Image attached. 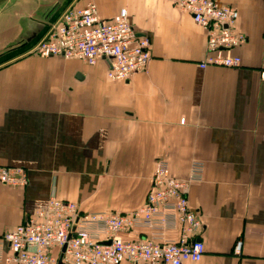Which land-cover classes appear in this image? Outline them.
<instances>
[{
    "label": "crops",
    "instance_id": "0c3cea01",
    "mask_svg": "<svg viewBox=\"0 0 264 264\" xmlns=\"http://www.w3.org/2000/svg\"><path fill=\"white\" fill-rule=\"evenodd\" d=\"M218 1L239 11L235 27L248 38L233 52L236 68L201 69L205 31L164 0H0V59L30 50L8 53L46 18L90 2L105 19L127 9L153 56L125 82L109 80L103 62L23 54L0 64V167L28 177L24 188L0 182V235L51 197L83 212H132L157 160L182 180L199 161L204 178L188 197L203 221L205 255L185 264H264V0ZM2 253L10 256L7 244Z\"/></svg>",
    "mask_w": 264,
    "mask_h": 264
},
{
    "label": "built area",
    "instance_id": "2783aa9c",
    "mask_svg": "<svg viewBox=\"0 0 264 264\" xmlns=\"http://www.w3.org/2000/svg\"><path fill=\"white\" fill-rule=\"evenodd\" d=\"M190 14L206 33V56L201 69L236 68L242 63L234 50L248 38L235 27L239 11L218 0H164ZM29 53L58 57L95 67H107L113 82H125L145 72L152 59L151 41L138 36L127 9L112 18L99 15L97 5L70 7L58 19L45 21ZM205 165L191 164L187 179L174 177L165 159L157 160L145 202L129 213L83 212L69 200L51 197L45 208L0 235V262L15 264H185L205 255L203 221L189 203L192 184L203 181ZM0 182L24 188L21 168L0 167ZM141 231L135 238L125 239ZM177 234L170 238V234ZM3 244L10 256L4 257ZM66 247L63 253V248ZM241 243L236 246L240 253Z\"/></svg>",
    "mask_w": 264,
    "mask_h": 264
},
{
    "label": "water",
    "instance_id": "95a60500",
    "mask_svg": "<svg viewBox=\"0 0 264 264\" xmlns=\"http://www.w3.org/2000/svg\"><path fill=\"white\" fill-rule=\"evenodd\" d=\"M47 20H49V18H46V21ZM44 29H45L44 25L35 26L30 31H28L24 36L19 38V40L16 41L15 46L9 48L8 53L26 48L28 45L33 43L39 35H41V33L44 31ZM2 55H4V54H2ZM65 250H66V247L63 248L62 252L64 253Z\"/></svg>",
    "mask_w": 264,
    "mask_h": 264
},
{
    "label": "rangeland",
    "instance_id": "374dc122",
    "mask_svg": "<svg viewBox=\"0 0 264 264\" xmlns=\"http://www.w3.org/2000/svg\"><path fill=\"white\" fill-rule=\"evenodd\" d=\"M23 54H30L29 49H25L23 52L7 55L6 57L0 59V64L4 65L6 63H9V64L15 63L17 62L18 59H20L19 55H23ZM33 55L34 54H30V56H33Z\"/></svg>",
    "mask_w": 264,
    "mask_h": 264
}]
</instances>
